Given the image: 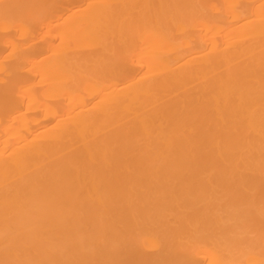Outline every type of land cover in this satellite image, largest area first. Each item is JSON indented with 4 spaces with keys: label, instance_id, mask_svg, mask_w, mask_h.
I'll list each match as a JSON object with an SVG mask.
<instances>
[{
    "label": "bare ground",
    "instance_id": "bare-ground-1",
    "mask_svg": "<svg viewBox=\"0 0 264 264\" xmlns=\"http://www.w3.org/2000/svg\"><path fill=\"white\" fill-rule=\"evenodd\" d=\"M0 264H264V0H0Z\"/></svg>",
    "mask_w": 264,
    "mask_h": 264
}]
</instances>
